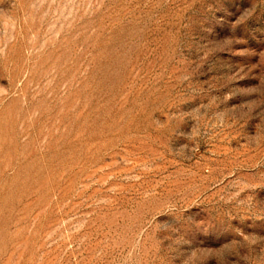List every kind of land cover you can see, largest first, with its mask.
<instances>
[{
  "label": "rangeland",
  "instance_id": "374dc122",
  "mask_svg": "<svg viewBox=\"0 0 264 264\" xmlns=\"http://www.w3.org/2000/svg\"><path fill=\"white\" fill-rule=\"evenodd\" d=\"M0 264H264V0H0Z\"/></svg>",
  "mask_w": 264,
  "mask_h": 264
}]
</instances>
